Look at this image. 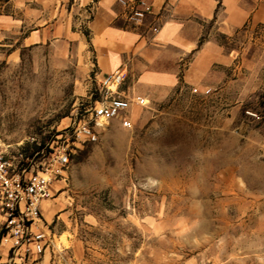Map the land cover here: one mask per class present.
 <instances>
[{"label":"rangeland","instance_id":"obj_1","mask_svg":"<svg viewBox=\"0 0 264 264\" xmlns=\"http://www.w3.org/2000/svg\"><path fill=\"white\" fill-rule=\"evenodd\" d=\"M25 9L0 0V16ZM86 26L81 42L30 45L28 21L0 33V149L36 161L100 102ZM212 30L235 59L199 85L182 80L191 54L173 87L122 67L120 91L149 103L70 158L44 208L55 248L33 264H264V33Z\"/></svg>","mask_w":264,"mask_h":264},{"label":"crops","instance_id":"obj_2","mask_svg":"<svg viewBox=\"0 0 264 264\" xmlns=\"http://www.w3.org/2000/svg\"><path fill=\"white\" fill-rule=\"evenodd\" d=\"M145 1L152 12L142 25L133 26L119 0H14L15 6L26 7V19L0 16V33L28 21L26 40L30 45L47 44L57 37L81 42L85 37L81 27L87 24L101 75L128 67L139 73L142 84L161 87L178 84L181 62L188 54L192 59L182 80L192 85L203 83L214 72L213 66H229L234 61V55L214 39L212 29L227 37L258 27L259 33H264V0ZM89 14L92 19L86 22ZM258 41L260 38L255 44ZM240 53L237 50L236 56ZM43 258L46 263V255ZM37 260H19L17 264ZM7 262V252L1 247L0 264Z\"/></svg>","mask_w":264,"mask_h":264},{"label":"built area","instance_id":"obj_3","mask_svg":"<svg viewBox=\"0 0 264 264\" xmlns=\"http://www.w3.org/2000/svg\"><path fill=\"white\" fill-rule=\"evenodd\" d=\"M118 3L127 22L134 26L142 25L152 12V6L145 0ZM126 74L122 68L100 76L101 100L91 109L88 119L83 118L71 134L66 133V145L51 147L47 155L42 153L36 161H33L36 156L31 160L24 157L23 148L14 154L0 149V248H6L9 261L40 259L53 251L54 236L44 208L57 193L56 183L65 181L70 158L78 148L98 141L101 122L123 116V125L129 128L132 123L128 115L133 107L148 105L142 96L129 97L120 91Z\"/></svg>","mask_w":264,"mask_h":264},{"label":"bare ground","instance_id":"obj_4","mask_svg":"<svg viewBox=\"0 0 264 264\" xmlns=\"http://www.w3.org/2000/svg\"><path fill=\"white\" fill-rule=\"evenodd\" d=\"M102 123V122H101ZM55 239V238H54ZM54 239H53V241H52V243H53V247H54ZM2 248H4L5 250H6V248L5 247H2ZM55 248V247H54ZM7 252V251H6ZM17 261H19V260H15V263L17 264Z\"/></svg>","mask_w":264,"mask_h":264}]
</instances>
